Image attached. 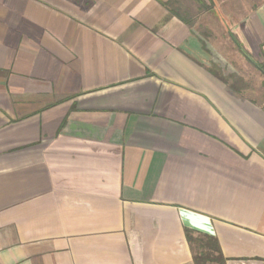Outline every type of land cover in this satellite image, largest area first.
I'll return each mask as SVG.
<instances>
[{
  "label": "crops",
  "instance_id": "crops-1",
  "mask_svg": "<svg viewBox=\"0 0 264 264\" xmlns=\"http://www.w3.org/2000/svg\"><path fill=\"white\" fill-rule=\"evenodd\" d=\"M167 1L0 0V264H194L186 231L264 264V105Z\"/></svg>",
  "mask_w": 264,
  "mask_h": 264
},
{
  "label": "rangeland",
  "instance_id": "rangeland-1",
  "mask_svg": "<svg viewBox=\"0 0 264 264\" xmlns=\"http://www.w3.org/2000/svg\"><path fill=\"white\" fill-rule=\"evenodd\" d=\"M175 1V6L181 7L182 15L193 21L192 28L204 43L206 42L210 50V52L207 51V54L211 67H217L225 77L231 75L239 77L246 88L245 93L258 103H264L263 76L241 57L228 34L232 29L233 22H236V16L246 9L247 0H214L228 21V32L213 12L200 10L193 0ZM203 2L207 6L210 5L208 0H203Z\"/></svg>",
  "mask_w": 264,
  "mask_h": 264
},
{
  "label": "trees",
  "instance_id": "trees-1",
  "mask_svg": "<svg viewBox=\"0 0 264 264\" xmlns=\"http://www.w3.org/2000/svg\"><path fill=\"white\" fill-rule=\"evenodd\" d=\"M203 11H211L223 24L224 28L228 32L229 24L225 16L218 8L214 0H208L210 5L204 4L203 0H193ZM175 0H168L163 3V6L166 8L170 16H174L186 24L188 27L192 28L193 21L184 15H182L180 6H175ZM232 38L233 43L236 45L238 52L244 57L246 62H248L255 70H257L264 78V62L256 63L239 45L234 36L228 33ZM209 71L216 77H218L222 82H224L230 89L240 93L243 91L242 87L244 86L243 81L237 76L225 77L222 73L214 67H209ZM264 89V81H263ZM264 95V92H263ZM257 102V101H256ZM264 105V103H262ZM186 239L192 251V257L194 264H225L226 259L222 256L218 241L216 238L206 235H197L191 231H186Z\"/></svg>",
  "mask_w": 264,
  "mask_h": 264
}]
</instances>
